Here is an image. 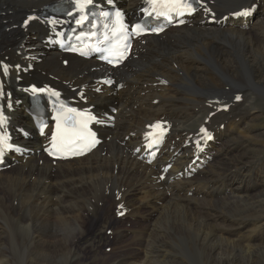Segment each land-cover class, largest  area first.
Segmentation results:
<instances>
[{
  "label": "bare ground",
  "instance_id": "bare-ground-1",
  "mask_svg": "<svg viewBox=\"0 0 264 264\" xmlns=\"http://www.w3.org/2000/svg\"><path fill=\"white\" fill-rule=\"evenodd\" d=\"M54 1L57 0H0V62L6 60L12 65L6 79V95L10 97L5 101L8 129L12 130L14 125L30 127L22 93V88L30 83L48 84L73 99L84 87L87 103L82 106H92L98 113H107L109 107H114L117 113L112 127L98 129L102 143L89 155L71 161L53 164L41 153L43 139L32 134L20 139L12 133L33 154L15 157L10 168L0 172V215L5 214L6 223L17 222L16 199L19 202L26 198L33 207L25 216H42V222L50 227L46 229L48 233L39 228L28 232V251L33 254L41 241L49 239L54 242L40 245L64 247L69 262L84 264L71 249L77 248L78 237L85 234L83 223L89 219L88 213L97 217L96 208L106 202L104 215L108 219L118 220L122 212L125 216L118 220L120 224L125 218H134L136 226L130 231L141 236L124 240L123 231L116 228L117 241L111 247L143 250L139 264H172L175 249L187 246V242L195 248L200 244L204 264H264V248L255 245L256 237H250L244 246L228 237L244 226L242 220L236 223L233 218H252L257 223L260 217H255L254 211L264 213V197L253 200L250 196L256 195L250 193L251 189L264 181V159L241 163L248 152L243 144L261 136L252 133L251 122L257 118L256 103L264 102V82L258 75L259 68L264 67V0H203L207 11L194 16L188 25L144 38L143 45L136 42L130 59L112 71L122 90L101 88L100 94L94 93L100 89L96 80L103 78L108 69L93 60L86 62L46 51L42 41L50 34L41 20L31 22L25 29L21 27L25 14H37ZM115 1L131 15L142 5V0ZM255 5V21L230 16ZM210 12L217 20L228 17L220 24L209 25L207 19L214 17ZM33 57L41 61L34 62ZM62 60L67 61L65 67ZM28 64H33L34 70L25 73ZM18 78L21 82L17 83ZM74 87L77 89L72 91ZM9 91L12 93L8 94ZM239 94L240 100L233 103ZM229 102L226 113L217 112ZM211 113L214 115L206 126L213 133V141L200 155L201 161L192 164L195 152L190 142L195 134L191 126L196 125L198 131ZM155 120H164L170 133L156 160L145 164L138 158L140 153L134 151L140 146L144 127ZM225 143L233 146L225 148ZM229 154L234 155L235 172L246 179V184L233 179L232 173L224 177L217 170L223 163H216L217 159ZM168 164L171 167L162 173ZM249 166L247 173L245 167ZM232 184L234 187H230ZM113 193L118 199L107 201L104 195ZM263 228L261 223L257 225L258 232ZM69 229L74 234L65 241ZM1 248L0 264H6V251ZM136 255L139 253L131 257ZM131 257L127 264L135 263ZM20 264L60 261L50 255L36 259L22 256Z\"/></svg>",
  "mask_w": 264,
  "mask_h": 264
},
{
  "label": "rangeland",
  "instance_id": "rangeland-1",
  "mask_svg": "<svg viewBox=\"0 0 264 264\" xmlns=\"http://www.w3.org/2000/svg\"><path fill=\"white\" fill-rule=\"evenodd\" d=\"M26 15L27 14H25V16ZM258 75H259V78L260 77L263 78V82H264V67H260L259 68ZM257 104H258V108L256 110L257 111V113H256L257 114V118H255L253 120V122H251L252 124H254V127H252V133H254V132H255L254 134H260L261 133V136H259L257 138V140H254V141H251V142L248 141V142H246V143L243 144V147H245L246 148V151H248L247 154H246L247 157L245 158V160L244 159L242 160L243 162H241V163H245V164L247 162L257 161L256 159L258 157L264 159V102H258V103H256V105ZM251 123H249V125ZM191 128H190L191 131H193L192 134L193 135L194 134L196 135V131H197L196 125L191 126ZM195 135L191 138V140H193L195 138ZM254 138H256V136H254ZM226 144L227 143H225V145H224L225 148H230L231 146H233L232 143H230V144L228 143L227 145ZM229 155H231L232 157L229 156ZM229 155L226 156V157L221 156L223 159L221 157H219V159H217V162L216 163L223 162V163H221L222 164L221 165L222 168L220 167L221 169L218 168L217 170L218 171L220 170L219 173H221L222 175L225 174L224 177L226 175H229L230 173H232L233 176H231V175L230 176L231 177H234L233 179H235V180H237L239 182H243V184H246V181H245L246 179L239 178L238 175L236 174L237 171L235 172V167H234L235 164L234 163H235L236 159L234 158V155L233 154H229ZM228 157H231V158H229V161H228ZM225 161H227V162H225ZM257 164H258V162H257ZM262 168L263 169L261 170V172L263 171L262 173L264 175V167H262ZM246 170L249 172L251 170V167L250 166H249V168L248 167H245V172H247ZM235 175H237L236 176L237 178L235 177ZM263 175L259 178V180H262L263 179ZM256 180H258V179H254V181H256ZM259 183H261V184H259L257 186V188L251 189V191H250V193H252V194L254 192H256V195L255 196L254 195H250L251 197H253V200L258 199L260 196L261 197L262 196L264 197V181L259 182ZM247 186H250V183H248ZM113 194H115V193H113ZM113 194L104 195L105 196V199L107 201H109V200L110 201L111 200H117L118 199L117 194H115V195H113ZM21 200L18 202V198L16 199L17 204L19 203V206L17 205L19 208L17 207V209H16V211H18V214H17V219L18 220H17V222H14V223H11V224H9L8 222L6 223L5 222V214L3 213L2 215H0V234H1L0 235V240L1 239L3 240V243H1V241H0V247H3V248H1V250H5L6 251V254L3 257V259L6 261L5 263L6 264H20V261L22 259V256H28L31 259L32 258L33 259H36L37 257L40 258L42 256L50 255V256H57V258L60 261V264H72V262H69L67 260V258H66L67 250L64 247H50V246H47V245H40V244L46 243V242H54V241L49 240V239H46V241L45 240L41 241L37 245L35 251H33V254L28 251V238H26V235L28 234V232L30 234V232H33L34 231L33 229L36 230V229L39 228V229H42L41 231H43V232L46 231L45 233H48L47 230H49L50 227L49 226H46L44 224L45 221L42 222V216H40V217L36 216V218H35V214H34V216L32 215V216H27L26 217L25 215L28 214L29 209L31 207H33V206L30 205V202H28V199L26 200V198H22ZM105 203L106 202H103V206L101 205V207L98 206L96 208L97 209V214H98L97 217H94L93 215H91L90 213H88L89 219L85 220V222L83 223V226H84V229H85V234L83 235V237L80 236L81 238L78 237L79 240H77V243L79 245H76V247H77L76 249H71V250L73 252H75L78 256H80L79 257L80 262L81 263H84V264H111V263L116 262V261H119V260L121 261L120 264H127L126 262L131 257V255L137 254V253H139V255H136L134 257H131L130 260L131 261H135L136 264H139L140 262H142L141 261V255L144 254L143 250H137V249H118V248H115V247H111L117 241L118 233H115V232H117L115 230L116 228H118L119 230L123 231L124 240H129V239H131L133 237H139V236H141V233H139V232H138L139 234H137V233H133L132 234V231H130L131 228H134L136 226V223L133 220L134 218H132V219L130 218L129 221H127L126 218H125V219H123V221H125L126 223L124 222L122 224L119 223V221H118L119 219L118 220H116V219H108L104 215L106 206H108V204L106 203V205H105ZM60 206H61V204L58 205V207H60ZM255 206H258V204H256ZM256 209H258V208H256ZM254 212H256V213H254V216L255 217H257V216L260 217L258 219V222L257 223H256L255 220H252V218L251 219H244V218H237L236 219V218H233L232 220L235 221V222L236 221L239 222V221L242 220L244 226H242L241 228H239L236 232L233 231L232 234H231V236L228 235V237L231 240H233L236 244L238 243L237 245H240V246H244V245L248 244V239L250 237L251 238L256 237V239H258V242H256L257 244L255 243V245L261 246V247L264 248V228L260 232L257 231V225L259 223H261V225H264V222H263V220H264V213L263 212H260L259 210H256ZM66 216H68V215H66ZM227 216H226V218L228 219ZM69 217L70 218H74V217H71V216H69ZM32 218L34 220H32ZM52 219H56V218L52 217ZM23 220H24V222H23ZM78 221L80 223V220L79 219H78ZM109 221H110V223H109ZM254 221H255V223H254ZM87 224H89L91 226H89ZM104 224H105V226H104ZM225 224L227 226L230 225L228 222L226 223V221H225ZM9 225H10V227H9ZM71 232H74V230L71 229L70 232L65 235V239H64L65 241H68L69 240L68 238L72 237V235L74 233H71ZM5 234H7V236L9 235L8 236L9 238L8 237L6 238V235ZM133 235H135V236H133ZM11 242H12V244H11ZM241 242H242V244H241ZM90 243L93 245V248H89L88 247V245ZM187 243H188L187 246L178 247L179 250L175 249L176 252H177V254H173L174 255L173 258H174L175 261L172 262V264H204L203 263V254L201 253L202 250L200 249L201 248L200 247V244H198V248H195V247L192 246V244L190 242H187ZM25 244H26V246H25ZM191 246H192V248H191ZM187 247H188V249H187ZM93 249H94V251H93ZM74 250H76V251H74ZM124 251H126V252L124 253ZM191 251L193 252V254H192ZM119 253L121 255H119ZM115 255H116V257H114ZM5 257H7V258H5ZM258 258L261 260L260 256H258ZM121 259H123V260H121ZM142 259H144V256H143ZM135 263L133 262V264H135Z\"/></svg>",
  "mask_w": 264,
  "mask_h": 264
},
{
  "label": "snow or ice",
  "instance_id": "snow-or-ice-1",
  "mask_svg": "<svg viewBox=\"0 0 264 264\" xmlns=\"http://www.w3.org/2000/svg\"><path fill=\"white\" fill-rule=\"evenodd\" d=\"M91 0H83L81 6L83 7L84 4L90 3ZM154 3L158 2L163 7H172V8H186L191 10V5L184 3L183 0H153ZM119 13H117V17H119ZM139 28V26H137ZM74 111V110H73ZM55 140V137L53 138Z\"/></svg>",
  "mask_w": 264,
  "mask_h": 264
}]
</instances>
